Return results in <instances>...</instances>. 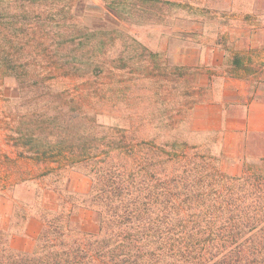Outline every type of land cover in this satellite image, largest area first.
Returning a JSON list of instances; mask_svg holds the SVG:
<instances>
[{
	"label": "trees",
	"instance_id": "trees-1",
	"mask_svg": "<svg viewBox=\"0 0 264 264\" xmlns=\"http://www.w3.org/2000/svg\"><path fill=\"white\" fill-rule=\"evenodd\" d=\"M50 3L0 0V77L14 78L20 93L0 110L10 149L0 160L46 165L40 184L74 169L90 187L81 199L66 186L55 207H39L43 226L29 253L13 251L0 229V264H264V161L229 177L198 145L120 125L110 116L116 105L97 104L116 102L123 76L127 90L138 76L168 95L187 70L158 63L110 21L94 25L101 17L80 15L73 0ZM155 4L170 1L108 0L106 10L114 20L152 23ZM194 92L193 81L180 95ZM195 102L171 113L189 116ZM81 207L94 212L97 234L81 231Z\"/></svg>",
	"mask_w": 264,
	"mask_h": 264
},
{
	"label": "rangeland",
	"instance_id": "rangeland-1",
	"mask_svg": "<svg viewBox=\"0 0 264 264\" xmlns=\"http://www.w3.org/2000/svg\"><path fill=\"white\" fill-rule=\"evenodd\" d=\"M50 1L51 6L59 0ZM92 1L86 0L85 5L89 8L83 10L84 0H73L72 9L80 15L87 12L101 17L102 22L94 25L107 21L114 23L119 31L134 38L151 53L157 54L158 63H165L167 67H182L187 70L188 75L186 83L178 79L171 84L173 88L168 89V95L167 88L161 91L158 85L138 76H135L133 87L127 90L123 82L127 76H123L116 102H98L97 105H116L117 111L110 116L117 118L120 125H139L138 136H163L184 140L198 145L202 152L209 151L218 161L212 141L190 130L189 119L185 113L177 115L171 113V109L185 101L191 103L206 97L202 90H196L190 97H182L180 94L192 86L193 81L195 86L196 75L205 78V68L199 65V52L217 43L228 54L229 63L223 67L224 72L241 69L246 77L252 75L258 82L264 83V0H160L170 1V4H155V22L138 24L114 20L106 10L108 0L93 1L95 4ZM18 10L14 8L11 12ZM121 43L124 41L121 40ZM234 58L239 60L240 66H233ZM19 95L14 78L0 77V110L7 101L14 102ZM112 121L102 120L104 124H112ZM169 124L173 125L172 129L167 126ZM3 139L4 132L0 129V155L10 152ZM46 168V165H36L31 160L9 164L1 158L0 229L9 238L16 234L22 235L28 219L39 218V207H55L57 190L69 186L81 199L87 195L90 179L74 169L65 168L49 175L40 184L39 173ZM40 186L49 189L41 191ZM75 214L83 233H98L95 215L91 209L81 207Z\"/></svg>",
	"mask_w": 264,
	"mask_h": 264
},
{
	"label": "crops",
	"instance_id": "crops-1",
	"mask_svg": "<svg viewBox=\"0 0 264 264\" xmlns=\"http://www.w3.org/2000/svg\"><path fill=\"white\" fill-rule=\"evenodd\" d=\"M198 60L205 78L196 75L195 89L206 97L192 105L189 128L212 141L221 173L239 177L245 167L264 161V83L241 69L224 72L228 54L218 43L200 50ZM42 226L40 217L28 219L23 234L9 239V247L29 253Z\"/></svg>",
	"mask_w": 264,
	"mask_h": 264
}]
</instances>
